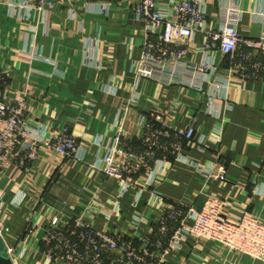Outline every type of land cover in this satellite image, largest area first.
Instances as JSON below:
<instances>
[{
	"label": "crops",
	"instance_id": "0c3cea01",
	"mask_svg": "<svg viewBox=\"0 0 264 264\" xmlns=\"http://www.w3.org/2000/svg\"><path fill=\"white\" fill-rule=\"evenodd\" d=\"M207 1L215 25L218 7L227 0ZM138 2L64 0L37 11L34 0H0V75L9 76L12 96L25 95V122L41 129L69 125L85 137L76 157L42 147L30 167L0 170V227L6 228L2 236L15 264H61L42 253L45 229L55 217L83 216L95 229L123 233L138 246L150 236L155 255L160 244L154 234L162 220L177 208L200 209L210 195L228 201L226 215L248 211L264 220V79L231 73L217 50L211 56L215 67L201 92L185 83L139 76L145 30L134 14ZM238 2L241 34L251 39L264 35V0ZM203 40L198 32L179 42L184 51L179 59H204ZM32 52L49 62L32 60ZM55 69L58 74L50 76ZM217 76L229 77L227 86L217 83ZM135 92L137 101L126 106ZM150 112L161 117L160 125H194L196 138L184 142L182 158H168L152 185H146L150 170L142 167L132 174L139 188L124 191L122 182L93 164H99L106 146L120 134L122 147L137 162L143 151L141 117ZM220 121L223 133L218 141L209 135ZM217 154L227 168L226 181L206 180L195 170L198 165L214 167ZM135 217L141 218L138 224ZM166 262L264 264L195 236L184 240L180 249H171Z\"/></svg>",
	"mask_w": 264,
	"mask_h": 264
},
{
	"label": "built area",
	"instance_id": "2783aa9c",
	"mask_svg": "<svg viewBox=\"0 0 264 264\" xmlns=\"http://www.w3.org/2000/svg\"><path fill=\"white\" fill-rule=\"evenodd\" d=\"M34 1V8L42 11L64 0ZM207 3V0H139L134 14L143 22L145 30L137 68L139 76L168 84L185 83L201 92L203 81L215 67L211 56L217 50L226 57L231 73L237 72L241 79H264V35L251 39L241 34L238 0H227L218 7L219 20L215 25L207 13ZM198 32L204 36L200 49L206 57L200 62L181 61L179 57L184 51L179 42L193 39ZM155 34L158 39L152 38ZM31 59L49 62L36 52L31 53ZM54 73L58 74L57 69L49 75ZM215 79L226 86L229 83V77L217 76ZM8 84L9 76L0 75V170L10 166L30 167L38 159L42 147L62 156L76 157L85 137L76 135L69 125L51 129L28 125L24 117L25 95L12 96ZM135 94L125 101L126 106L137 101ZM160 122L161 117L156 113L142 115L143 151L137 162L122 147L120 134L106 146L99 164H93V167L122 182L124 191L137 186L132 174L143 167L151 172L146 185H152L168 158L172 155L182 158L185 143L196 138L194 125L177 129L160 125ZM222 133L220 121L209 136L221 141ZM195 170L206 180H227V168L221 162L220 154L216 156L214 167L198 165ZM139 190L141 192L142 188ZM228 205L226 199L210 195L200 209L173 210L154 234L160 244L158 255L152 250L154 243L150 236L143 238V244L138 246L123 233L95 229L83 216L72 220L55 217L45 229L42 253L47 260L58 259L61 264H168L167 253L174 248L180 249L184 240L195 236L220 242L235 254H247L264 262V220L248 211L241 215H226L224 209ZM140 219L135 217L134 223L138 224ZM5 229L0 227L1 235ZM8 251L10 253L9 248Z\"/></svg>",
	"mask_w": 264,
	"mask_h": 264
},
{
	"label": "water",
	"instance_id": "95a60500",
	"mask_svg": "<svg viewBox=\"0 0 264 264\" xmlns=\"http://www.w3.org/2000/svg\"><path fill=\"white\" fill-rule=\"evenodd\" d=\"M0 264H15L14 260L10 256L8 246L0 234Z\"/></svg>",
	"mask_w": 264,
	"mask_h": 264
}]
</instances>
